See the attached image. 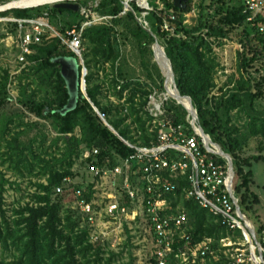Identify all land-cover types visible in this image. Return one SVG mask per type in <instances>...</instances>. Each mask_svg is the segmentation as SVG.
<instances>
[{
  "label": "trees",
  "instance_id": "1",
  "mask_svg": "<svg viewBox=\"0 0 264 264\" xmlns=\"http://www.w3.org/2000/svg\"><path fill=\"white\" fill-rule=\"evenodd\" d=\"M88 2H81V8L88 7ZM162 2L165 6L160 10L156 0H152L153 5H150L154 7V11L146 17V21L172 63L178 91L183 97L192 100L200 127L233 158L235 193L240 199L243 213H253L260 201L251 191L254 178L251 167L255 161H264V157H244L243 154L251 139H264V106L259 107L264 100V33L259 31L258 23L248 21L251 13L246 10L242 0H201L200 17L194 28H188L184 24V15L191 10V0L183 10L175 7L174 0ZM132 8L134 14L127 12L125 17L120 18L125 9L123 1L102 0L96 12L102 17L110 16L115 19L108 25L84 29V65L68 46L51 34L45 35L42 43L34 45L33 54L27 57L32 65L19 79L31 81L37 88L29 92L31 84L20 85L18 102L36 119L52 124L57 138L50 149H59V144L62 143L63 150H59V157L54 155L51 160H46L43 155L34 151L32 145L21 144L23 132H18L7 143L6 151L0 153L1 164L12 163V168L23 177L25 171L33 176L36 167L41 169L39 181L34 184L36 191L30 196L31 201L12 209H7L5 194L8 186L13 188L17 184L7 179V175L0 170V248L12 254L11 264H103L104 261L112 264L115 261L114 254L108 259L104 257V246L91 242L88 225L83 226L80 219H75L70 211H65L69 197L77 200L75 189L85 190L84 195L91 202L95 185H76L75 189L65 190L59 196H56V190L63 186L66 179L74 182V166L84 151L91 154L84 163L87 168L93 161L92 154L96 150L100 154L98 162L107 163L110 168H114L119 160L130 158L135 152L120 137L132 144L141 142L144 146H150L155 139L147 128L150 116L145 111L150 94L149 84L130 79L122 67L120 41L123 33L118 28L124 26L129 30L128 33L141 44L143 56L147 53L146 45L153 46L155 42L137 21L136 15L140 17L142 11L135 4H132ZM46 11L50 13L52 21L64 26L60 33L65 37L68 31L74 27L80 30L85 23L80 12L58 10L50 6L14 10L0 14V17L13 14L19 20L35 19L43 16ZM171 11L172 18L169 15ZM167 23L171 30L175 28V33L165 29ZM14 27L18 29L17 24ZM212 38L229 39L245 46V51L237 54L238 65L234 80H230L224 87H218L215 80L218 63L211 45ZM148 52L154 56L152 50ZM61 58L74 59L80 66V72L84 66L88 71L85 77L86 94L80 93L77 108L67 115L61 114L70 100L61 67L57 63ZM143 67L148 69L151 84L157 85L160 82L164 90V75L157 63L151 68L148 64ZM102 73L106 78L104 80L100 77ZM118 81L125 82L120 91ZM10 83V72L3 71L0 77L1 105L11 99L8 91ZM111 90L114 91L112 96L118 98L116 104L109 99ZM126 91L128 94L123 103ZM168 110L169 117L175 124L187 125L188 133L194 134L187 122L188 113L184 107L173 102L169 104ZM97 111L105 116L120 137L106 127ZM241 120L245 122L244 127L239 126ZM12 124L14 119L10 118L0 129L1 141L12 135ZM38 125L39 123L21 124L19 128L26 126L30 129ZM14 159H18L15 164ZM221 162L224 163L223 160ZM176 193V198L173 195L170 197L177 200L175 206L180 204L184 208L189 219L187 232L195 242L211 238L215 240V249H219L221 240L233 235L241 236L240 230H230L220 217L202 209L195 201H185L180 189ZM263 234L264 226H261L257 235L264 248ZM218 256V262L208 257L207 264H233L222 251ZM256 262L259 263L260 259ZM151 264H158V261L153 259Z\"/></svg>",
  "mask_w": 264,
  "mask_h": 264
},
{
  "label": "built area",
  "instance_id": "2",
  "mask_svg": "<svg viewBox=\"0 0 264 264\" xmlns=\"http://www.w3.org/2000/svg\"><path fill=\"white\" fill-rule=\"evenodd\" d=\"M141 1L146 4L145 7L138 4L142 11L140 18H143L153 12L154 8L150 5V0ZM130 2L131 0L127 3L130 5ZM242 3L251 13L248 21L258 23L259 31L264 33V0H242ZM127 12L129 11L125 8L123 15ZM48 18L49 15L45 13L35 19L15 21L20 32V62L25 68L29 65L27 57L33 53L32 47L42 43L43 37L50 31L68 46L83 61L84 65L82 56L84 29L90 26L108 25L112 19L106 16H100L94 20L88 18L80 30L74 27L67 32L65 37H68L67 43L64 37L58 35L50 27ZM142 24L150 29L147 21ZM28 29L30 32L27 31ZM165 29L169 30V27L166 25ZM231 44L234 45L236 53L245 51V46L240 42L229 39H211L213 53L218 63L215 78L218 87H224L229 82L225 75L230 71L222 72L221 69L226 67L222 62V53L225 47ZM221 78L225 81L221 82ZM118 84V89L121 90L125 82L118 81ZM164 88L163 90L160 82L157 85L150 83L148 88L150 94L147 97L145 111L150 116V122L147 128L149 133L155 136L150 146H144L141 142L132 144L122 139L109 125L105 116L97 111L103 123L109 125L125 145L135 151L130 158L119 160V164L114 168H110L107 163L98 162L100 154L97 150L92 154L94 158L89 165V172L99 178L110 173V179L112 178L113 195L110 197L111 202L108 206L109 218L119 220L121 217L128 216L137 203L154 237L152 260L158 261V264L195 263L198 259L204 260L210 256L215 259V240L205 238L200 242H195L187 234L188 216L180 204L175 206L177 200L170 197L173 195L176 198V192L180 189L185 201L193 200L202 209L220 217L230 230H240L241 236L248 238L252 244V237L249 233L251 227L242 213L240 199L234 189L235 178L231 174L228 162L215 150L208 148L199 132L193 127L191 115L188 114L187 122L194 130V134L188 133L187 125H177L173 122L169 117L168 106L173 102L177 106L181 105L170 95L172 87L165 83ZM127 94L128 91L123 94V103ZM196 125L200 126L199 122ZM70 189H75L74 182L66 179L63 186L56 190V196ZM75 190L76 202L83 216L86 217V224L88 227L90 225L91 233H93L94 200L89 202L86 199L85 190L79 188ZM229 242H231L229 238L223 239L220 245L227 248ZM243 258V255L238 258V264L245 263ZM251 261L255 262L254 258Z\"/></svg>",
  "mask_w": 264,
  "mask_h": 264
},
{
  "label": "rangeland",
  "instance_id": "3",
  "mask_svg": "<svg viewBox=\"0 0 264 264\" xmlns=\"http://www.w3.org/2000/svg\"><path fill=\"white\" fill-rule=\"evenodd\" d=\"M122 1L124 3V0ZM126 1L128 2L129 0ZM101 2L102 0H90L88 2V7L81 8L80 13L81 16L85 19V22L88 20V18L94 20L101 16L98 12H96V9L99 7ZM139 3L140 2L138 0H131L130 6L132 7V4H135L137 8H139ZM200 3L201 0H191V10L189 13L184 15V24L188 28H194L198 24V19L200 17ZM150 4L153 5L152 0H150ZM156 5H158L160 10L165 6L162 0H156ZM45 13H47L48 15L50 14L48 11H46ZM169 15L173 17V11H171ZM123 17H125V15H123L122 13L120 15V18ZM110 18H112L111 21L115 19L114 17ZM17 20L19 19L15 18L13 14L5 17H0V77L2 76L3 71L6 70H8L11 74V83L8 86V91L11 99L8 100L4 105L0 104V129L4 126L8 119H14V124L10 126L12 135L8 136L4 141H1L0 139V153H4L6 151L7 143L9 141H12L16 133L23 132V135L20 138V143L25 145H32L34 151L37 154L43 155L46 160H51L54 155H57L59 157V150H63L62 143L59 144V149H57L56 147L52 148V150L50 149L54 140L57 138L52 124L50 122H44L36 119L18 102L21 92L20 85H24L26 83L31 84L32 87L29 92H31L33 89H36L37 86L35 84L33 85L31 81L19 79V76L24 71H27L32 63L29 62V65L25 68L24 64L20 62V32L19 29H16V27H14V24H16L15 21ZM140 22H146V17L140 18ZM48 24L53 28L54 31L57 32L58 35L65 38V35L60 33V30L64 29V26L61 23H56L49 17ZM167 26L169 27L168 23ZM143 27L147 29L144 24ZM118 29L119 32L123 33L120 42L122 43V67L124 71L128 74L130 79L140 80L144 84L152 83V81L148 79V69L144 68L143 66L145 64H148V67L151 68V66L156 63L155 55L151 56V54L148 52L149 50L153 51L154 44L153 46L146 45L148 46V48L146 49L147 53L143 56L140 51V48L142 47L141 44L133 36H131V34L128 33L129 30H127L124 26ZM27 31L30 32V29H28ZM169 31L171 33H175V28L173 30L169 28ZM47 33L53 35V32L51 31ZM65 41L68 43V37L65 38ZM84 50H86L85 47ZM158 52H160V50H158ZM237 54L238 53H236V49L233 44L225 47V50L222 53V62L226 67L222 68L221 70L222 72L230 71L225 75L228 81L234 80V75H236L237 73ZM162 67L165 71L169 72L164 66ZM107 69L109 68L107 67ZM254 75L259 77L257 74ZM100 77L101 79H103L105 78V75L102 73ZM220 81L224 82L225 79L221 78ZM108 87L109 86L107 85L106 88L108 89ZM118 91L120 90L118 89ZM109 93L111 94V98H109L110 101L116 104L118 102V98L115 95L112 96V94H114V91L111 90L109 91ZM262 106H264V100L260 102L259 107ZM32 123H39V125L38 127L36 126L35 128L30 129L26 126L19 128L21 124L28 125ZM244 125V120H241L239 126L244 127ZM46 153H49V155H47ZM90 155L91 154L89 151H84L79 159L76 160V164L74 166V173L76 175V178L74 179V187H76V185L79 186L80 184L84 183H93L95 185L93 188V200L95 205L94 228H92L93 233H91V228L89 225V231L92 240L91 242L104 246V249L106 251V255L104 257L106 259H108L111 254L115 255V261L112 264H151L154 249V237L151 234L149 226L145 222L143 213L139 205L135 203L132 210H130L129 215L124 218L121 217L119 220H113L109 218L108 206L111 202L110 197L113 195L112 178L110 179V173L100 178L89 173L88 168L84 163ZM243 156L264 157V139H251ZM17 160L18 159H14V164L17 162ZM0 170L7 175V179L17 184L13 188H10V186H8V191L5 194L7 209H12L29 203L31 201L30 196L36 191L34 184L39 181L38 174L41 169L39 167H36L33 176L25 171V176L23 177L12 168V163L7 162L6 164H1L0 161ZM251 171L254 175L251 191L258 196L260 203L255 207L253 213H243L244 211H242V213L249 220L251 225H253L256 239L261 244L260 239L257 235V231L261 226H264V161L260 160L253 162ZM94 178L97 179L95 180ZM41 181L46 182L45 180ZM67 201L68 202L65 205V211H70L74 215L75 219H80L81 224L83 226H86V217L85 215L83 216L77 202L70 197ZM188 224L189 219L187 221L186 227H188ZM250 227L252 228V226ZM229 239L231 241L228 243L229 247L225 248L224 246L220 245L219 249H215L214 255L216 258H212L214 261H219L220 257L218 256V253L222 251L229 261H233V264H238V258L241 255L244 256V264H264V261L261 259L259 254V247L255 244L253 238H251L253 242L252 244L249 242L248 238L245 239L242 236L237 237L236 235H233V237ZM262 239L264 240V234L262 236ZM252 257L254 258L255 262L251 261L253 260ZM257 259H260L259 263L256 262ZM207 260L208 258L204 260L198 259L195 263L184 262V264H207ZM12 261V254L6 253L2 248H0V264H11ZM103 264H107L106 261H104Z\"/></svg>",
  "mask_w": 264,
  "mask_h": 264
},
{
  "label": "water",
  "instance_id": "4",
  "mask_svg": "<svg viewBox=\"0 0 264 264\" xmlns=\"http://www.w3.org/2000/svg\"><path fill=\"white\" fill-rule=\"evenodd\" d=\"M83 1H90V0H0V14L11 12L14 10H29V9H37L41 7H46V6H52L58 10H67V11L78 13L81 10L80 3ZM188 1L189 0H174V5L176 8L183 10L186 8V4L188 3ZM124 7L129 12L133 14L135 13L133 8L126 2V0H124ZM136 18H137L138 23L143 27V24L140 22V17L136 15ZM145 31L148 34H150L155 40V43L153 46V52L155 55L156 63L159 66L162 74L164 75L167 85H170L172 87V92L175 93L174 95H172L170 92V95L182 107H184L187 110L189 115H191L193 127H195V129L199 132L200 137L206 143L208 148L211 150L212 149L215 150L218 155L223 157L228 162L230 169H231V174L233 178H235V168H234L233 158L227 155L219 145L215 144L212 141V139L208 135L205 134V132L200 126L196 125L199 122L198 113L193 106L192 100L188 97H183L178 91L177 86H176L173 66L165 52L164 47L161 46L157 37L154 36L151 29H145ZM157 49L162 50L164 59L168 61L169 72L165 71L164 68L162 67L161 62L159 58L157 57ZM57 63L61 67L62 77L66 83L67 89L70 94L69 103L67 107H65L63 111L61 112L62 115H67L68 113L74 111L77 108L80 93L84 95L86 94L87 89H86V81L84 78L87 75L88 71L86 67H83L82 71L80 72V66L78 62L74 59L61 58L57 60ZM82 65H83V61H82ZM106 126L116 136H118V134L109 125L106 124ZM246 220L248 224L252 226V228L249 229L250 235L253 238L255 244L259 247L258 250H259L260 257L264 261V248L256 239V234H255V230L253 229L254 228L253 225H251V223L249 222L247 218Z\"/></svg>",
  "mask_w": 264,
  "mask_h": 264
},
{
  "label": "bare ground",
  "instance_id": "5",
  "mask_svg": "<svg viewBox=\"0 0 264 264\" xmlns=\"http://www.w3.org/2000/svg\"><path fill=\"white\" fill-rule=\"evenodd\" d=\"M130 1V0H129ZM128 1V2H129ZM139 4L142 5V7H145L146 4L145 3H142L141 0H139ZM158 50H160V52H158ZM157 55H158V58L162 64V66H164L168 71H169V65H168V61H166L163 57V53H162V50L161 49H157ZM172 95H174L175 93L174 92H171Z\"/></svg>",
  "mask_w": 264,
  "mask_h": 264
}]
</instances>
